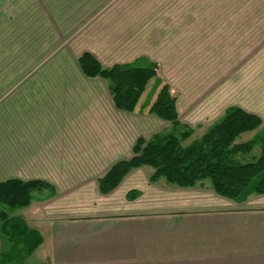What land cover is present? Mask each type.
Segmentation results:
<instances>
[{
    "label": "rangeland",
    "instance_id": "1",
    "mask_svg": "<svg viewBox=\"0 0 264 264\" xmlns=\"http://www.w3.org/2000/svg\"><path fill=\"white\" fill-rule=\"evenodd\" d=\"M227 6L226 0L216 3L204 0L200 8H180V0H0V83L7 85L0 87V147H11V68L22 80H31L34 75L38 79L41 75V80L76 81L79 79L74 71L76 59L95 47L107 67L138 56H147L158 63V77L163 83H169L179 98L180 121L196 128L195 134L185 141L187 144L200 138L201 131L214 124L229 106L255 102L258 110L264 107V103H259L264 100V9L261 13L253 8L249 10L254 23L242 26L241 21H237L236 26H232L236 27L235 32L229 33L228 18L235 17L234 12L238 17L243 13L231 3ZM106 44H110L111 49H104ZM43 54L47 55L46 60L40 57ZM11 59L15 68L11 66ZM28 67L33 69L31 73H26ZM156 82L155 78L150 81L140 104L151 99ZM79 88L81 96L75 123L91 125V120L84 118L87 113L91 118L93 113L97 141L102 139L103 130H111L113 144L171 130L170 123L157 117L126 118L115 115L112 109L110 113L103 84L101 87L92 81L91 85L80 83ZM93 92H96L94 96ZM255 132H245L237 141L252 139ZM259 136V141H263L264 127ZM259 151L258 145L254 152ZM140 168L144 169L137 173L136 182L141 187L140 195L146 193L140 203L161 202L169 196H177L156 188L171 185L164 178L155 181L156 184L152 182V167ZM104 171L107 172L80 169L78 175L64 176L67 188L78 187L74 195L64 193V210H126L127 201L120 189L105 197L100 194L98 185L93 184L106 173ZM86 179L90 182L83 184ZM207 182L211 181L207 179ZM47 193L49 191L33 193L30 207L11 209L0 203V209L5 208L10 215L25 216L30 221L29 208H35L36 198ZM41 204H51L52 209H56L55 201H38V205ZM28 224L40 229L31 221ZM44 256V249H39L28 257L27 263H42Z\"/></svg>",
    "mask_w": 264,
    "mask_h": 264
},
{
    "label": "crops",
    "instance_id": "2",
    "mask_svg": "<svg viewBox=\"0 0 264 264\" xmlns=\"http://www.w3.org/2000/svg\"><path fill=\"white\" fill-rule=\"evenodd\" d=\"M203 1L180 0V8H200ZM226 1L227 7L231 3L238 12L243 13L242 17H238L237 12L233 11L236 18H228V25L231 26L229 33L235 32L236 27L232 26H236L237 21H241L242 26L254 23L249 10L253 8L261 13L264 9V0ZM245 29L246 27L244 31ZM246 34L244 32V36ZM228 35L235 40V37ZM107 48L111 49L110 44H106L104 49ZM95 49L97 50L96 47ZM95 49L89 48L87 51L102 63L97 55L98 50ZM40 57L46 60L47 55ZM79 57L74 71L77 73L75 77L78 76L80 80L77 78L76 81L41 80V75L39 80L36 75L31 80H22L11 68V147H0V181L10 178L43 179L52 185V188L44 190L49 191L44 198H36L35 208H29L32 212L29 220L40 229H36L34 225L29 226L37 230L43 240L36 249H44L45 259L42 263L264 264V194L250 193L246 198L235 201L217 194L211 182L207 181L203 186L194 187L162 184L161 187L155 186L164 190V193L177 196H169L161 202L153 200L142 204L139 201L146 196L145 192L134 200L127 198V193L132 188L141 193L136 177L144 168H137L111 193L103 194L99 191L106 197L120 189L127 201L126 210H64V193L74 195L78 189L67 188L64 176L78 175L80 169L108 170L116 162L133 155V146L137 140V137H133L125 140V143L113 144L111 130H103L102 139L97 141L93 113L91 118L89 113L84 118L91 120V125L75 123L78 97L81 96L80 83L91 85L92 81H96L101 87L103 84L108 93L110 113L112 109L116 111L115 115L126 118L157 117L168 122L143 109L137 108L134 112L118 109L113 103L108 82L101 77L87 76L79 64ZM148 61L152 60L147 56H138L126 63L145 65ZM13 63L14 60L11 59V66L15 68ZM62 69L59 66L60 72ZM32 70L28 67L26 73H31ZM2 85L4 84L0 83V87H7ZM170 87L173 89L171 85ZM92 94L94 96L96 92ZM178 100L179 98L177 108ZM259 103L262 105L264 100ZM234 106L237 105L225 108L223 114ZM238 107L258 114L264 123V107L258 110L255 102ZM207 127L201 131L202 135ZM192 128L195 134L196 128ZM152 172L153 170L150 175ZM97 180L98 178L93 184H97ZM89 182L86 179L83 184ZM40 200L55 201L56 209H52L51 204L38 205ZM31 203L26 207H30ZM23 218L27 223L30 222L25 216ZM7 247V238L0 233V258Z\"/></svg>",
    "mask_w": 264,
    "mask_h": 264
},
{
    "label": "trees",
    "instance_id": "3",
    "mask_svg": "<svg viewBox=\"0 0 264 264\" xmlns=\"http://www.w3.org/2000/svg\"><path fill=\"white\" fill-rule=\"evenodd\" d=\"M79 64L87 76L101 77L108 82L113 103L118 109L128 112L143 109L171 124L170 131L138 137L133 155L116 162L98 178L101 193L113 191L133 169L150 166L153 168L152 182L164 178L169 184L194 187L203 186L209 179L217 194L235 201L246 198L250 193L264 194V140L259 141L264 125L258 114L238 106L230 107L200 138L187 144L185 141L194 130L180 121L177 95L168 83H163L158 77L157 62L148 61L145 65L116 63L107 67L93 53L84 51ZM154 78L157 85L151 99L140 104ZM250 131L257 134L247 141H237L239 136ZM258 145L260 151L255 153ZM49 188L52 185L43 179H6L0 181V203L11 209L26 207L31 203L33 193ZM140 194V191L132 189L127 198L134 200ZM0 233L8 241L0 264H26L28 257L43 241L41 234L24 218L10 215L5 208L0 209Z\"/></svg>",
    "mask_w": 264,
    "mask_h": 264
}]
</instances>
